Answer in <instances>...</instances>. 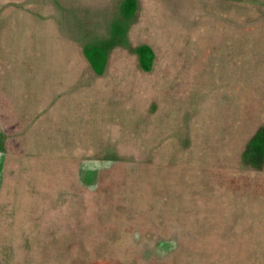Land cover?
<instances>
[{"label":"rangeland","instance_id":"obj_1","mask_svg":"<svg viewBox=\"0 0 264 264\" xmlns=\"http://www.w3.org/2000/svg\"><path fill=\"white\" fill-rule=\"evenodd\" d=\"M0 264H264V0H0Z\"/></svg>","mask_w":264,"mask_h":264}]
</instances>
